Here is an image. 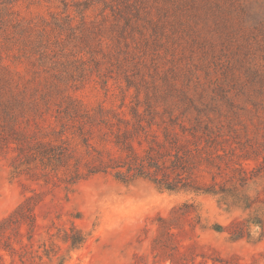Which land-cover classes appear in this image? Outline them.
I'll return each mask as SVG.
<instances>
[{"label": "rangeland", "instance_id": "374dc122", "mask_svg": "<svg viewBox=\"0 0 264 264\" xmlns=\"http://www.w3.org/2000/svg\"><path fill=\"white\" fill-rule=\"evenodd\" d=\"M239 3L264 13V0ZM61 7L60 0L17 5L26 18L49 20ZM104 33L103 51L94 42L95 50L86 48L96 60L77 83L56 85L51 73L15 59L16 48L0 61L21 88L53 97L45 119L18 127L26 139L7 136L0 145V264H264V47H219L227 52L219 60L184 41L172 46L167 36L145 42L139 35L122 64L116 33ZM227 56L234 64L251 60L249 71H238L250 75L247 90L224 83ZM220 83L228 92H218ZM66 96L76 100L77 136L85 120L79 113L94 117L91 145L78 138L67 165L29 164V144L42 134L52 145L69 144L55 132ZM135 127L139 156L160 151L157 143L169 148L165 135L191 138L182 168L166 157L153 176L179 190H162L148 177L122 181L116 171L89 175L99 157L123 163L116 136Z\"/></svg>", "mask_w": 264, "mask_h": 264}, {"label": "trees", "instance_id": "16d2710c", "mask_svg": "<svg viewBox=\"0 0 264 264\" xmlns=\"http://www.w3.org/2000/svg\"><path fill=\"white\" fill-rule=\"evenodd\" d=\"M27 1L29 0H0V61L6 58V50L12 51L16 48L17 52L13 55L15 59H26L40 71L51 73L56 85L77 83L82 81L79 78H85L89 70L87 63L96 56L86 48L103 51V47L108 43L105 42L104 31L108 30L116 33L115 41H119L117 47L124 52L122 64L127 58L133 57L131 45L133 42L137 43L139 35L145 42H148V37L152 35L167 36L168 43L172 42V46L184 41L191 49H199L203 56L212 53V56L219 60L230 46L264 47L263 11L261 14L252 13V7L239 3V0H60L62 7L57 12L52 11L50 20L44 16L40 19L22 16L17 5ZM250 21V27L245 28L244 23ZM92 42L95 48L90 47ZM69 46L81 48L75 52L72 47L68 48ZM219 47L225 48L224 51L218 49ZM232 54L234 58L238 57L237 53ZM102 55L107 57V54ZM226 58L230 66L225 73L224 83L227 86L229 82L238 84L241 89L247 90L250 75L243 72L245 76L238 71L241 68L249 71L251 60L240 57L234 64L229 56ZM124 70L127 73L126 68ZM11 76L7 67L0 63V145L7 142V136H12L17 142L22 138L26 139L27 137L17 131L18 127L23 123L30 125L31 121L45 119L53 99L50 93L39 96L24 90ZM217 90L221 94L228 92L227 87L221 83L217 85ZM66 99L69 106L64 112L65 117L61 114L58 116L61 129L55 132L57 137L69 144L64 142L60 144V148L52 145L47 134H42L40 141L29 144L30 151L26 155L27 160L31 162L29 164L39 160L41 163L47 162L55 166L67 165L71 158L70 151L78 146V138L86 146L91 145L92 129L89 131L87 127L95 126L94 117L89 113H79L85 116V120L79 122L81 135L77 136L73 131L77 110L70 106L76 100L73 96H66ZM186 99L192 103L189 98ZM138 132L137 127L126 128L121 135L116 136L115 145L123 156V163H118L116 159L104 162L99 157V167L90 169L89 175L116 171L115 177L122 181L135 177L153 179V176L162 170L160 159L174 157L172 166L174 169H180L191 156V138L184 136L181 140L178 133L173 136L165 135L169 148H164L166 144L157 143L161 147L160 151L150 147L145 156H139L132 141L134 136L139 135ZM76 169L79 170V167ZM153 180L162 190H179L176 183L158 178ZM10 220L11 218L8 222Z\"/></svg>", "mask_w": 264, "mask_h": 264}]
</instances>
